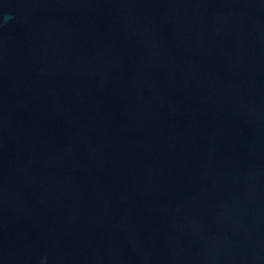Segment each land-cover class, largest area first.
<instances>
[{"label":"water","instance_id":"water-1","mask_svg":"<svg viewBox=\"0 0 264 264\" xmlns=\"http://www.w3.org/2000/svg\"><path fill=\"white\" fill-rule=\"evenodd\" d=\"M0 264H264V0H0Z\"/></svg>","mask_w":264,"mask_h":264}]
</instances>
